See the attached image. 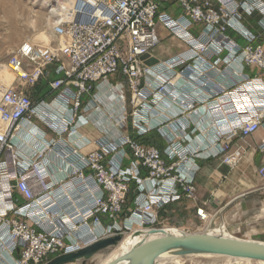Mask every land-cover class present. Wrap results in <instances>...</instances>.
<instances>
[{"label": "built area", "instance_id": "2783aa9c", "mask_svg": "<svg viewBox=\"0 0 264 264\" xmlns=\"http://www.w3.org/2000/svg\"><path fill=\"white\" fill-rule=\"evenodd\" d=\"M53 2V40L23 41L0 90V264L154 227L196 198L199 160L235 167L232 140L264 129V0ZM160 29L186 50L160 60Z\"/></svg>", "mask_w": 264, "mask_h": 264}, {"label": "rangeland", "instance_id": "374dc122", "mask_svg": "<svg viewBox=\"0 0 264 264\" xmlns=\"http://www.w3.org/2000/svg\"><path fill=\"white\" fill-rule=\"evenodd\" d=\"M167 4H163V9H167ZM51 7L45 3V0H0V90L4 86H11L15 83L16 75L9 70L8 63L14 52L17 51L23 41L31 39L37 43L40 42L36 36L45 31L49 36V43L53 40L51 23L54 20ZM36 39V40H35ZM161 45L156 47L157 53L162 50L163 46L169 45L168 40L160 38ZM40 44H44L41 43ZM134 188V185H132ZM133 190V189H132ZM134 198V192L131 191L128 197L131 203ZM251 201V196L243 198ZM250 204H244L240 207V211L235 216H230L235 204L227 208L221 206L218 211H211L208 204L200 196H196L193 200H183L178 203L169 205L160 212L158 222L153 226L137 228H162L164 226H176L186 233H203L213 231L224 222L227 225V232L235 237L242 239H254L257 241L263 237L254 227L256 224L252 219L251 213L247 207ZM224 209V210H223ZM230 210L229 212H227ZM229 213V214H227ZM264 215V212L258 213ZM226 215V216H224ZM133 230L127 232L130 235ZM264 242V241H262ZM105 249V252L110 251ZM234 259L224 258L222 256L201 257L194 255L181 256L180 264H230ZM47 261L32 263L45 264ZM94 259L79 260L70 264H97ZM167 264H178L168 262ZM234 264V263H232ZM247 264H258L256 261Z\"/></svg>", "mask_w": 264, "mask_h": 264}, {"label": "crops", "instance_id": "0c3cea01", "mask_svg": "<svg viewBox=\"0 0 264 264\" xmlns=\"http://www.w3.org/2000/svg\"><path fill=\"white\" fill-rule=\"evenodd\" d=\"M167 5L166 10L170 14L177 15L180 13V9L176 5L172 3H167ZM258 18V14L245 17L242 23L245 27L257 32L259 31L256 23ZM229 35L241 43L245 42L242 36L234 30H230ZM161 37L164 40H168L170 44L163 46L159 53L156 51L157 48L155 49L156 56L160 60H166L186 50V45L176 37L170 36L167 30L160 29ZM158 46H162L161 43ZM223 78L222 75L219 76V79L222 80ZM211 103L214 104L215 102L212 101ZM204 115H206V111ZM220 116L219 112L218 114L215 112L206 115L208 118L216 119ZM263 138V128L250 137L234 138L232 140V149L240 148L242 150V158L238 165L235 167L226 165L221 157L202 159L199 160L200 170L196 176L198 196L207 202L211 211H218L222 205L227 208L235 204V209L230 212V216H235L239 213L242 205L250 204L247 209L256 224L254 227L263 235L261 239H258L262 241H264V215H259L258 213L264 212V187L257 174V168L264 163V152L259 149V144ZM247 196H251L250 202L243 199ZM136 227L132 228V230Z\"/></svg>", "mask_w": 264, "mask_h": 264}, {"label": "water", "instance_id": "95a60500", "mask_svg": "<svg viewBox=\"0 0 264 264\" xmlns=\"http://www.w3.org/2000/svg\"><path fill=\"white\" fill-rule=\"evenodd\" d=\"M146 57L148 56L145 55L142 59ZM158 61V58L152 57L147 64L153 65ZM122 238L123 235L118 234L100 239L80 250L56 256L45 264H70L79 260H89L100 251L117 245ZM169 252H176L182 256L208 253L264 261V242L207 232L164 235L142 244L129 257V260L132 264H156ZM112 264H119V260Z\"/></svg>", "mask_w": 264, "mask_h": 264}, {"label": "bare ground", "instance_id": "6f19581e", "mask_svg": "<svg viewBox=\"0 0 264 264\" xmlns=\"http://www.w3.org/2000/svg\"><path fill=\"white\" fill-rule=\"evenodd\" d=\"M45 3L48 5V7L54 6L53 0H45ZM52 14L55 15L54 9L52 10ZM36 38L38 40H40L41 43L49 44L50 39H49V36L46 34L45 31L40 32L36 36ZM141 227H146V226H141ZM227 229H228L227 225L224 222H222L217 227V229H215L211 232L207 231V233L235 237L234 235H231L230 233H226ZM153 230H155V231H153ZM182 233H186V232L182 231L181 229H179L176 226H167V227H162V228H144V229L137 228V229H134L130 235L125 236V234H126L125 233L123 235L122 240L117 245L112 246L110 251L105 252V250H102L99 253L95 254L92 257V259H94L95 261H98L97 264H112L117 260H119V264H132L129 260V257L142 244L147 243L151 240H154L160 236L181 235ZM127 234H129V233H127ZM189 255L201 256V257L222 256L224 258L234 259V261H232V263H234V264H247V263L252 262V261H256L258 264H264V261H262V260L231 257V256H226V255H218V254L194 253V254H189ZM181 256L182 255H179L176 252H169V253L163 255L158 260V262L156 264H167L168 262L180 264L181 263ZM232 263H230V264H232Z\"/></svg>", "mask_w": 264, "mask_h": 264}]
</instances>
